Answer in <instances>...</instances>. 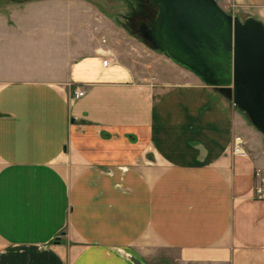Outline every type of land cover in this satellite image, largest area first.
<instances>
[{
  "label": "crops",
  "instance_id": "1",
  "mask_svg": "<svg viewBox=\"0 0 264 264\" xmlns=\"http://www.w3.org/2000/svg\"><path fill=\"white\" fill-rule=\"evenodd\" d=\"M217 2L264 22V0ZM117 31L89 0H0V264H264L256 128Z\"/></svg>",
  "mask_w": 264,
  "mask_h": 264
},
{
  "label": "water",
  "instance_id": "2",
  "mask_svg": "<svg viewBox=\"0 0 264 264\" xmlns=\"http://www.w3.org/2000/svg\"><path fill=\"white\" fill-rule=\"evenodd\" d=\"M149 1L158 14L142 23V36L218 87L264 134V22L217 0Z\"/></svg>",
  "mask_w": 264,
  "mask_h": 264
},
{
  "label": "rangeland",
  "instance_id": "3",
  "mask_svg": "<svg viewBox=\"0 0 264 264\" xmlns=\"http://www.w3.org/2000/svg\"><path fill=\"white\" fill-rule=\"evenodd\" d=\"M4 1V0H3ZM14 2H28L32 0H11ZM96 4L102 14H105L118 29L113 37L117 38V50L124 59L133 61L136 51V36L138 34L137 27L143 21L144 13L150 6L149 0H89ZM128 38V39H126ZM126 39V40H124ZM257 134L252 138L254 148H247L249 151L257 153L259 157L264 158V134L258 129ZM243 138V137H242ZM243 145L246 147V141L243 138ZM264 176V168L258 171V180Z\"/></svg>",
  "mask_w": 264,
  "mask_h": 264
},
{
  "label": "built area",
  "instance_id": "4",
  "mask_svg": "<svg viewBox=\"0 0 264 264\" xmlns=\"http://www.w3.org/2000/svg\"><path fill=\"white\" fill-rule=\"evenodd\" d=\"M104 65H108L110 62L109 58H106L104 61ZM86 92V89L82 86H78L74 91V98L82 97ZM243 138L241 136H236L234 140V151L236 153H245V147L243 145ZM255 193L258 198L264 199V176H261L260 180H258Z\"/></svg>",
  "mask_w": 264,
  "mask_h": 264
},
{
  "label": "flooded vegetation",
  "instance_id": "5",
  "mask_svg": "<svg viewBox=\"0 0 264 264\" xmlns=\"http://www.w3.org/2000/svg\"><path fill=\"white\" fill-rule=\"evenodd\" d=\"M143 21H144V20H143ZM143 21H141V22L139 23V26L137 27V30H138V32H140V33H141V25H142ZM149 22H150V18H149Z\"/></svg>",
  "mask_w": 264,
  "mask_h": 264
}]
</instances>
